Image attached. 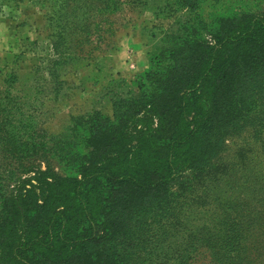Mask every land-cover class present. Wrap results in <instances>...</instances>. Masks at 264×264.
<instances>
[{
  "label": "trees",
  "instance_id": "16d2710c",
  "mask_svg": "<svg viewBox=\"0 0 264 264\" xmlns=\"http://www.w3.org/2000/svg\"><path fill=\"white\" fill-rule=\"evenodd\" d=\"M225 11L209 41L163 49L63 173L18 162L0 264H264V0Z\"/></svg>",
  "mask_w": 264,
  "mask_h": 264
},
{
  "label": "rangeland",
  "instance_id": "374dc122",
  "mask_svg": "<svg viewBox=\"0 0 264 264\" xmlns=\"http://www.w3.org/2000/svg\"><path fill=\"white\" fill-rule=\"evenodd\" d=\"M226 1L0 0V192L20 161L63 173L96 126L143 96L163 49L210 40Z\"/></svg>",
  "mask_w": 264,
  "mask_h": 264
},
{
  "label": "crops",
  "instance_id": "0c3cea01",
  "mask_svg": "<svg viewBox=\"0 0 264 264\" xmlns=\"http://www.w3.org/2000/svg\"><path fill=\"white\" fill-rule=\"evenodd\" d=\"M20 76H21L22 78H24V77L27 76V75H24L22 72H20Z\"/></svg>",
  "mask_w": 264,
  "mask_h": 264
}]
</instances>
